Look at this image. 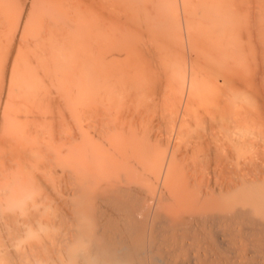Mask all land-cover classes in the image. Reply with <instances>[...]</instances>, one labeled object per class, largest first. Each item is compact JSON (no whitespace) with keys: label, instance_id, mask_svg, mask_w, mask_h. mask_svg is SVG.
Segmentation results:
<instances>
[{"label":"bare ground","instance_id":"6f19581e","mask_svg":"<svg viewBox=\"0 0 264 264\" xmlns=\"http://www.w3.org/2000/svg\"><path fill=\"white\" fill-rule=\"evenodd\" d=\"M38 159L105 264H264V0H0V169Z\"/></svg>","mask_w":264,"mask_h":264},{"label":"clouds","instance_id":"9594fccd","mask_svg":"<svg viewBox=\"0 0 264 264\" xmlns=\"http://www.w3.org/2000/svg\"><path fill=\"white\" fill-rule=\"evenodd\" d=\"M41 163L0 169V264H105L90 206L50 192Z\"/></svg>","mask_w":264,"mask_h":264}]
</instances>
